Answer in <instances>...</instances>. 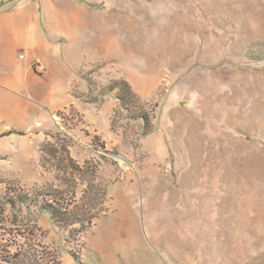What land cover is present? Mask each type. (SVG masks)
<instances>
[{
  "label": "rangeland",
  "instance_id": "374dc122",
  "mask_svg": "<svg viewBox=\"0 0 264 264\" xmlns=\"http://www.w3.org/2000/svg\"><path fill=\"white\" fill-rule=\"evenodd\" d=\"M7 3V255L31 250L37 264H50L51 252L61 264H264V0ZM120 80L134 92L128 110L110 91ZM58 134L78 162L96 164L108 191L106 214L70 241L40 208L49 196L33 198L50 188L82 194L68 171L42 166L41 148Z\"/></svg>",
  "mask_w": 264,
  "mask_h": 264
},
{
  "label": "trees",
  "instance_id": "16d2710c",
  "mask_svg": "<svg viewBox=\"0 0 264 264\" xmlns=\"http://www.w3.org/2000/svg\"><path fill=\"white\" fill-rule=\"evenodd\" d=\"M115 88L119 90L117 97L121 106L128 110L130 99L134 97L131 85L126 80H120L115 82V85L110 91ZM137 117L142 118L146 126L150 124V117L147 113H141ZM64 135H54L55 143L48 140L42 146V166L47 167L49 165L48 162H52L50 163L51 167H55L56 170L68 171L74 177L73 187H76L78 182L84 185L82 194L80 198H77L75 189L63 190L50 188L47 192L41 191V194H37L33 198L38 200L40 196H49L48 199L43 198L40 208L50 216L53 224L58 229L68 232L67 241H70V238L75 237L74 235L78 236L89 230L95 224V219L99 218L100 214H106L108 191L105 186L97 181L98 167L96 164L93 161H86L84 164L78 162L71 154L70 138ZM57 178L65 181L64 183L66 184L69 181L66 176L60 177L59 174ZM76 225L80 226V229L77 230L75 228ZM17 232L16 230L15 233ZM3 233L5 232H0V264H37L35 257L38 258V255L31 254V250H28L26 253H20L17 250L16 253L8 254V256V248L11 245L9 246L6 242H2V239L4 240L5 237ZM9 234L11 233L9 232ZM21 247L19 251L23 250ZM73 256L76 260L79 259L75 253H73ZM12 258H15L16 261ZM30 259H32V262H30ZM50 264H61V261L54 255V252H51Z\"/></svg>",
  "mask_w": 264,
  "mask_h": 264
},
{
  "label": "crops",
  "instance_id": "0c3cea01",
  "mask_svg": "<svg viewBox=\"0 0 264 264\" xmlns=\"http://www.w3.org/2000/svg\"><path fill=\"white\" fill-rule=\"evenodd\" d=\"M9 1H11V0H0V7L2 8L1 9V11H0V14L1 13H4V12H6V11H8V9H7V5H8V3L7 2H9ZM12 1H16V0H12ZM18 1H22V0H18ZM62 40H65L66 41V38H61ZM30 54V53H29ZM34 57H38L36 54H34L33 55V58ZM44 65V64H43ZM34 67V66H33ZM35 68V67H34ZM31 69V68H30ZM1 110V109H0ZM17 132V131H16ZM19 133H22L21 131H18ZM102 134V133H101ZM1 136H3V134L1 133L0 134V137ZM104 137V136H103ZM104 138H106V137H104ZM41 145V144H40ZM40 147V146H39ZM44 215H46L47 217H49L48 216V214L47 213H44ZM51 226V225H50Z\"/></svg>",
  "mask_w": 264,
  "mask_h": 264
},
{
  "label": "built area",
  "instance_id": "2783aa9c",
  "mask_svg": "<svg viewBox=\"0 0 264 264\" xmlns=\"http://www.w3.org/2000/svg\"><path fill=\"white\" fill-rule=\"evenodd\" d=\"M22 56H24V54H22ZM33 59H34L33 60V63H34L33 65L35 67H37L38 70L43 71L44 70V65H43L42 60L39 57H34Z\"/></svg>",
  "mask_w": 264,
  "mask_h": 264
},
{
  "label": "water",
  "instance_id": "95a60500",
  "mask_svg": "<svg viewBox=\"0 0 264 264\" xmlns=\"http://www.w3.org/2000/svg\"><path fill=\"white\" fill-rule=\"evenodd\" d=\"M116 158H119V159H124L122 156H120V155H114Z\"/></svg>",
  "mask_w": 264,
  "mask_h": 264
}]
</instances>
